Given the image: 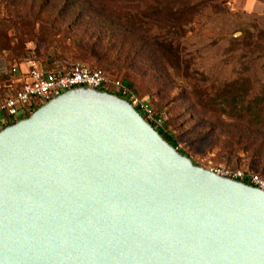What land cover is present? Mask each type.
I'll return each mask as SVG.
<instances>
[{"label":"water","instance_id":"95a60500","mask_svg":"<svg viewBox=\"0 0 264 264\" xmlns=\"http://www.w3.org/2000/svg\"><path fill=\"white\" fill-rule=\"evenodd\" d=\"M0 264H264V191L71 89L0 129Z\"/></svg>","mask_w":264,"mask_h":264},{"label":"rangeland","instance_id":"374dc122","mask_svg":"<svg viewBox=\"0 0 264 264\" xmlns=\"http://www.w3.org/2000/svg\"><path fill=\"white\" fill-rule=\"evenodd\" d=\"M77 62L131 82L196 165L264 176L247 110L264 98V0H0V98L14 67Z\"/></svg>","mask_w":264,"mask_h":264},{"label":"built area","instance_id":"2783aa9c","mask_svg":"<svg viewBox=\"0 0 264 264\" xmlns=\"http://www.w3.org/2000/svg\"><path fill=\"white\" fill-rule=\"evenodd\" d=\"M12 74L18 75L19 68L14 67ZM80 87L110 90V93L127 100L156 130L165 128L162 117L156 113L151 102L140 97L125 81L111 77L103 69L77 62L67 69L47 70L31 66L21 85L16 87L12 94L0 99V129L31 114L56 96ZM214 171L264 191V176L258 173L226 168Z\"/></svg>","mask_w":264,"mask_h":264},{"label":"trees","instance_id":"16d2710c","mask_svg":"<svg viewBox=\"0 0 264 264\" xmlns=\"http://www.w3.org/2000/svg\"><path fill=\"white\" fill-rule=\"evenodd\" d=\"M107 3H118L119 1H125V0H106ZM77 58V57H76ZM47 70H51V68H45ZM54 69V68H53ZM106 72V71H105ZM107 73V72H106ZM108 74V73H107ZM109 75V74H108ZM132 90H134L136 92V89L134 88L133 84L131 82L125 81ZM106 91H110V90H106ZM112 92V91H110ZM10 95V94H9ZM140 95V94H139ZM249 103V102H248ZM40 107V106H39ZM37 109V108H36ZM247 110L250 112L251 117L250 118H254L257 119L259 121L264 122V98H256L254 100H251V102L249 104H247ZM35 111V110H34ZM31 114L26 115L23 118L28 117ZM15 123V122H14ZM13 124V123H12ZM157 131L161 134V136L168 141L171 145H173L174 147L177 148V140L175 135H173V133H171L167 127L165 126L164 129H157ZM180 153L185 154L183 151L178 150ZM186 155V154H185Z\"/></svg>","mask_w":264,"mask_h":264},{"label":"crops","instance_id":"0c3cea01","mask_svg":"<svg viewBox=\"0 0 264 264\" xmlns=\"http://www.w3.org/2000/svg\"><path fill=\"white\" fill-rule=\"evenodd\" d=\"M28 70L29 69L24 68V67H20L19 68V74L15 75V77L12 78V83L15 85V87H13L11 93L5 94L3 97H5V96H7L9 94H12L14 92V89L21 85V83L27 78ZM3 97H1V98H3Z\"/></svg>","mask_w":264,"mask_h":264}]
</instances>
